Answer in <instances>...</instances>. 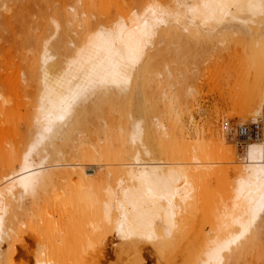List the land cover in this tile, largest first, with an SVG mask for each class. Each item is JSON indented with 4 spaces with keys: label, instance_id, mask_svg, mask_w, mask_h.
Listing matches in <instances>:
<instances>
[{
    "label": "bare ground",
    "instance_id": "obj_1",
    "mask_svg": "<svg viewBox=\"0 0 264 264\" xmlns=\"http://www.w3.org/2000/svg\"><path fill=\"white\" fill-rule=\"evenodd\" d=\"M59 1L62 18L46 12L54 37L44 43V95L28 111L29 140L11 149L13 170L0 178V264L18 216L29 200L38 207L39 196L52 208L39 226L106 230L118 264H147L142 252L155 264H264V0H73L75 9ZM70 32L80 41L72 53ZM26 41L20 38L23 49ZM203 43H227L219 52L239 57L216 58L215 73L262 82L253 100L236 105L248 110L253 131L225 125L226 133L213 131L208 140L187 132V123L202 132L184 88L200 70L197 51L209 50ZM115 103L129 106L119 111ZM54 234L35 252L13 243L10 258L102 264L98 255L82 259L96 249L95 237L84 234L74 245L67 232L64 242Z\"/></svg>",
    "mask_w": 264,
    "mask_h": 264
},
{
    "label": "rangeland",
    "instance_id": "obj_2",
    "mask_svg": "<svg viewBox=\"0 0 264 264\" xmlns=\"http://www.w3.org/2000/svg\"><path fill=\"white\" fill-rule=\"evenodd\" d=\"M55 2L57 3V7H55L54 5ZM10 4L11 3L7 2L6 7L0 5V105H1L0 178H5L9 174V172L13 170L12 167L14 166L15 162H13V164L10 167H8L10 161L6 160V158H8L11 153V149L16 145H17L16 147L22 148L28 142L29 139H27V137L29 138V135L27 134V129H26L28 120L30 119L28 111L31 112L32 108L33 110L37 108L41 102L42 96L44 95V86L41 82L42 72L40 71L39 68L41 65L40 60L42 55L44 54V43L46 42V40L52 39L54 37V32L52 31L54 29V26L51 23L52 19L48 20V18L46 17V12H49L51 16H54L53 19L63 17L62 4L59 0H15L12 6H10ZM67 5L75 9L73 0H69ZM57 8L61 9L62 12L58 11ZM66 13L67 14L73 13V11L67 10ZM9 17L11 18V20H9ZM8 22H10L11 24ZM48 35L51 36L49 37ZM20 38L27 39L24 49L20 46ZM38 40H42L43 44L39 45ZM68 41L73 42V44L67 45L68 50L72 53L75 51V49H77V46L75 44L79 45L80 41H76L73 32H70ZM225 44H226L225 47H222L221 44V48H220L219 45L215 46L212 43H207L206 48L209 50H206L203 53L201 51L202 49L200 48L199 51H197L198 53H200L199 57L196 58L197 62H199V65L197 66L200 70L199 72L197 71L195 72L197 76L193 75L187 87L184 88L185 90L184 94H186V91H190L189 93L187 92L188 99L190 98L192 99V101L195 100L193 101L195 102L194 104L196 105L195 108L193 109L194 110L193 114L196 117V122L199 123L202 131V132H197L196 130L191 128L187 123L188 125L187 132L190 130V134L192 136H196L204 140H208L209 137H211V133L213 131H219L222 134L226 133L227 129L225 130V125L229 127L228 129L235 128L236 130H238L240 127H249V129L252 131L256 129V126H253L252 123L249 122V120L247 119V117H249L247 116L248 110L245 109L243 113H240V111L236 108L237 107L236 105L241 104V102H238L239 100L240 101L253 100V98H255L257 95V91H260L262 82L255 81L254 84L249 85L250 80L247 78L248 75L244 76L242 73H238V78H237L234 77L233 74L232 75L228 73H226V75H224L223 73L221 74L220 71L218 74L215 73L217 67H220V63L221 64L222 62L230 63V61H233L236 59V57H238V56L228 55L225 52L220 53L219 50H223L224 48L225 49L229 48L228 44L227 43ZM225 44H223V46ZM233 57H235V59H233ZM216 58L220 62L218 65H217L218 60ZM215 60L217 61V63ZM36 67L39 68V70L36 72L37 77L39 78L38 81H36L33 77V74L35 73L34 68ZM206 67H209L210 68L209 70L211 71L209 72V70L206 69ZM225 67L226 66H224V68ZM57 69H59V65ZM214 73L217 75H215ZM17 77H19V82L17 81L18 83L16 82ZM13 79H16L15 84L18 86L17 87L18 91L16 89L15 90L17 92L16 91L13 92L12 90H10V89H14V86H16L13 84L14 82H12ZM236 81L237 83H235ZM10 86H12V88H10ZM239 93L241 94L238 95ZM6 98L10 100L9 104ZM2 99H4L5 101H2ZM12 103H14L13 109L10 105ZM115 105H116L115 108L119 111L129 106L127 105V103H124L122 105L115 103ZM8 106H10V109L7 108ZM4 108L6 111L7 109H9L10 114H7V112L4 111ZM243 118H245L246 122H240V120H242ZM237 126L239 127L238 129ZM261 130H263V134H264V126L261 127ZM20 132L24 136H22ZM229 136H233V135L230 134ZM24 141L27 142L24 143ZM239 142L243 143V140ZM35 200L38 203V207L33 206L32 200L28 201V204L25 208L26 212L23 215L18 216L19 217V220L17 221L18 224H16L14 227L15 231L13 232L12 238L9 239L10 242L8 241L7 243L2 245V249H4L3 264H25V262H27V260H24L25 261L24 262L23 257L21 256L20 257L18 256L16 258L14 257V260L10 258V256L14 255L15 250L13 249V246L15 244L17 246V250H21L22 253L35 252L36 250H39L40 248L39 244L45 242V240L47 239L46 236L50 235L48 237H51V235L55 233L54 236L52 237L54 238L56 237L57 240L63 239L62 242H64V237L65 239L67 238L65 235H67L68 232H70L73 235H70L69 233L68 237H70L69 239L72 242L69 239H67V241L74 243V245H78L80 242H82L83 239L82 236L84 234L85 236L86 235L91 236V238L95 237L94 239L95 241H97L96 249L94 251L90 250L89 251V253L91 252L90 254L84 253L85 255L84 254H83L84 256L82 255V259L84 260L86 259V261L89 262L90 260L93 261V259L96 258V255H98L96 259L100 261L102 260L101 262L102 264L104 263L118 264L119 257L115 252L118 247L116 245L113 246L112 242L114 240L112 238V235L108 231L103 229H102L103 231L99 229L101 230L99 232H97L98 231L97 229L96 231L95 230L93 231L92 229L94 228L91 227L90 224L86 223L84 224L85 226L83 225L84 226L83 227L81 226L83 223L81 224L79 222L76 225L77 227L74 226L76 223L71 227L67 226L69 227L70 230H68L67 227H64L65 229L64 231V229L61 230V228L63 227L60 228L59 225H58L59 227L57 225H54L50 227V231H49L48 230L49 227L48 229H45L47 227H43L44 225H42L41 227L39 225L42 223L41 219L45 218L46 217L45 215L49 213V209L52 208H49L48 206L44 205L41 196H39V198L37 197V199ZM36 209H38L39 212ZM44 209L45 212L43 211ZM50 211L51 213H54L55 210L53 209ZM75 212H79L77 214H81V215L84 213L86 214L88 213V211L85 210L84 211L75 210ZM41 216L43 217L41 218ZM33 218H35L36 220L33 221ZM85 218L83 219L82 222H84ZM24 222H26L25 223L26 225H23ZM27 223L30 226L31 225L32 226L30 227L29 225H27ZM33 223L35 225H33ZM87 224L90 227L89 229H87ZM256 224L257 225L259 224L258 219L256 221ZM33 226H35V228ZM73 227L75 228L77 233L75 231L74 232L72 231L74 230ZM81 228H83V231ZM90 229L93 231V233L95 232L93 237L92 234L89 233V231L91 232ZM259 230L261 237L258 240V242L264 245V227L259 228ZM60 234L61 236L62 234L65 235L61 238L58 236ZM87 238L88 237L86 236L85 239ZM79 240L81 241L79 242ZM98 243H100V245H98ZM257 248L258 245H255L254 249L258 250ZM142 253L144 256L148 257L147 259L148 263L146 262L147 264H152V263L155 264L153 257H150L149 254H147L148 252L145 253L142 252ZM106 255L109 256L110 258L109 257L107 258ZM102 256H105V258L104 257H103L104 259L101 258ZM106 258L107 260H105ZM111 258L113 259V261H110L112 260Z\"/></svg>",
    "mask_w": 264,
    "mask_h": 264
},
{
    "label": "built area",
    "instance_id": "obj_3",
    "mask_svg": "<svg viewBox=\"0 0 264 264\" xmlns=\"http://www.w3.org/2000/svg\"><path fill=\"white\" fill-rule=\"evenodd\" d=\"M243 134H246V130L243 132ZM241 135H242V133H241ZM241 135H239V137H240Z\"/></svg>",
    "mask_w": 264,
    "mask_h": 264
}]
</instances>
